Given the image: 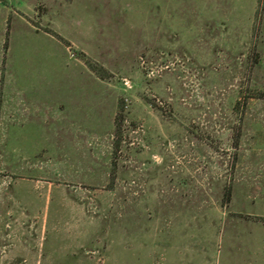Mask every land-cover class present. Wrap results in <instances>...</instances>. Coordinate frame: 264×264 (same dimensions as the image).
I'll return each instance as SVG.
<instances>
[{
	"label": "rangeland",
	"instance_id": "rangeland-1",
	"mask_svg": "<svg viewBox=\"0 0 264 264\" xmlns=\"http://www.w3.org/2000/svg\"><path fill=\"white\" fill-rule=\"evenodd\" d=\"M0 264H264L263 0H0Z\"/></svg>",
	"mask_w": 264,
	"mask_h": 264
},
{
	"label": "trees",
	"instance_id": "trees-1",
	"mask_svg": "<svg viewBox=\"0 0 264 264\" xmlns=\"http://www.w3.org/2000/svg\"><path fill=\"white\" fill-rule=\"evenodd\" d=\"M260 1L261 0H256V4L257 5H259L260 4ZM263 3H264V0H263ZM87 67L91 70V71H93L95 74H97L98 76H100V77H102L103 75H102V69L101 68H97V69H95L94 67H91L90 65H87ZM119 112H121V110H119ZM118 115H120V113L118 114ZM117 130H118V128H117V123L115 124V133H117ZM225 196L228 198V196H229V192H228V190H226V192H225Z\"/></svg>",
	"mask_w": 264,
	"mask_h": 264
}]
</instances>
